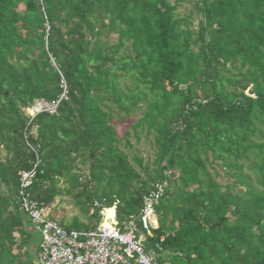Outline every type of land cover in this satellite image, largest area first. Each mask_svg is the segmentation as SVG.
I'll return each instance as SVG.
<instances>
[{
  "label": "trees",
  "instance_id": "16d2710c",
  "mask_svg": "<svg viewBox=\"0 0 264 264\" xmlns=\"http://www.w3.org/2000/svg\"><path fill=\"white\" fill-rule=\"evenodd\" d=\"M192 1L196 28L172 0H0V264H31L18 188L36 163L29 197L49 207L65 182L91 220L68 229L99 224L103 198L138 222L171 171L137 233L157 263L264 264V0ZM144 130L153 173L121 148Z\"/></svg>",
  "mask_w": 264,
  "mask_h": 264
},
{
  "label": "built area",
  "instance_id": "2783aa9c",
  "mask_svg": "<svg viewBox=\"0 0 264 264\" xmlns=\"http://www.w3.org/2000/svg\"><path fill=\"white\" fill-rule=\"evenodd\" d=\"M63 88L57 99L39 100L27 108L29 116L34 118L42 112L55 114L67 98V86L64 84ZM36 165L19 172L18 199L21 211L40 234L39 264H158L154 253L144 247L137 233L141 231L145 237H153V229L158 227L156 205L169 184L171 171H166V178L143 197L138 222L130 221L122 229L117 222L116 206L104 207V198L95 199L94 206L101 208V222L91 229L78 230L60 224L50 216L47 206L29 197ZM111 208L114 214L108 218L106 211Z\"/></svg>",
  "mask_w": 264,
  "mask_h": 264
},
{
  "label": "rangeland",
  "instance_id": "374dc122",
  "mask_svg": "<svg viewBox=\"0 0 264 264\" xmlns=\"http://www.w3.org/2000/svg\"><path fill=\"white\" fill-rule=\"evenodd\" d=\"M173 3L178 5L177 14L180 17H188L192 22L193 28L198 26L201 16L197 13L194 3L192 0H172ZM116 40L115 36L113 37ZM123 85L131 86V80L126 79L123 82ZM140 114V112H136ZM131 119V118H130ZM130 119H125L127 122L131 121ZM118 124L120 133L123 132L125 127V121ZM131 146H126L124 143L121 145V148L128 154L129 159L132 164L138 168L139 165L134 161V156L138 155L143 159V164L148 165L149 172L153 173L155 168V159H156V147L153 140V134L148 133L146 130L139 132V138L136 137L133 131L130 135ZM4 151L0 148V156H4ZM60 193L56 196L52 204H50L52 217L58 216L57 221L62 223L65 227H70L75 225V221L84 224H90L91 220L87 214L83 211L81 205L76 202L73 194L76 192L69 188V185L65 182L60 184ZM53 217V218H54ZM56 219V218H54ZM75 220V221H74ZM30 230V240H29V249L27 250L26 260L31 262L35 257V246L38 244L39 233L35 230L33 224L28 223Z\"/></svg>",
  "mask_w": 264,
  "mask_h": 264
},
{
  "label": "crops",
  "instance_id": "0c3cea01",
  "mask_svg": "<svg viewBox=\"0 0 264 264\" xmlns=\"http://www.w3.org/2000/svg\"><path fill=\"white\" fill-rule=\"evenodd\" d=\"M48 209H49V213H50L52 208L49 206ZM22 216L24 219V226H23V230H22L24 232V235L19 236L17 234V241L18 242L23 241V240L25 241V246L22 249V260L26 263H29V261L26 260V256H27V252H28L27 250L29 249V240H30V230L28 227V223H31V221L29 220V218L24 213H22ZM50 216L52 217L51 213H50ZM54 218H56V220L61 219V218H58V216H55ZM39 241H40V234H39V238H38V244H37V246H35V249H34L35 257H34L33 261L30 262L31 264H39L40 263V260H39ZM18 264H21L20 261L18 262Z\"/></svg>",
  "mask_w": 264,
  "mask_h": 264
},
{
  "label": "water",
  "instance_id": "95a60500",
  "mask_svg": "<svg viewBox=\"0 0 264 264\" xmlns=\"http://www.w3.org/2000/svg\"><path fill=\"white\" fill-rule=\"evenodd\" d=\"M182 88L184 87V86H181Z\"/></svg>",
  "mask_w": 264,
  "mask_h": 264
},
{
  "label": "bare ground",
  "instance_id": "6f19581e",
  "mask_svg": "<svg viewBox=\"0 0 264 264\" xmlns=\"http://www.w3.org/2000/svg\"><path fill=\"white\" fill-rule=\"evenodd\" d=\"M107 223V222H106Z\"/></svg>",
  "mask_w": 264,
  "mask_h": 264
}]
</instances>
